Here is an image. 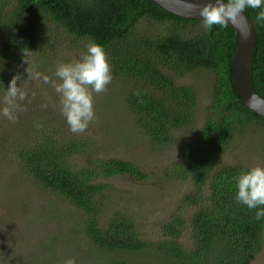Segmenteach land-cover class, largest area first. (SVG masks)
Instances as JSON below:
<instances>
[{
	"label": "trees",
	"instance_id": "1",
	"mask_svg": "<svg viewBox=\"0 0 264 264\" xmlns=\"http://www.w3.org/2000/svg\"><path fill=\"white\" fill-rule=\"evenodd\" d=\"M0 0V15L4 4ZM14 9L0 18V57L33 51L38 43L37 18L43 15L77 38L101 44L113 62V72L123 83L132 82L126 103L135 124L153 143L174 142L173 130L190 127L196 117L197 97L190 86H178L175 76L198 69L214 74L212 103L195 140L179 145L182 162L175 173L191 176L196 192L186 202L197 207L190 220L191 244L179 243L185 220L179 215L165 226L166 238L157 242L141 239L136 223L123 213L105 222L104 202L99 194L106 185L100 177L131 175L142 180L145 172L126 160L92 158L82 167L70 156L87 144L59 145L49 136L29 150L17 152L22 169L58 198L79 211L86 240L95 249L91 264H250L263 250L264 218L235 199L232 178L246 166L219 165L228 140L264 118L244 107L233 79L235 31L230 26L201 27L202 20L169 13L149 0H6ZM259 9H245L257 30L253 81L264 98V21ZM144 20L172 22L176 31L166 37L137 31ZM23 59V56L19 58ZM5 74L0 72V87ZM139 84V85H138ZM207 187L208 192H204ZM47 192V191H46ZM111 206L113 204H110Z\"/></svg>",
	"mask_w": 264,
	"mask_h": 264
},
{
	"label": "rangeland",
	"instance_id": "2",
	"mask_svg": "<svg viewBox=\"0 0 264 264\" xmlns=\"http://www.w3.org/2000/svg\"><path fill=\"white\" fill-rule=\"evenodd\" d=\"M7 2H1L4 4L1 19L14 9L15 4L5 5ZM36 22L39 37L31 61L37 65V71L59 83L54 75L57 65L78 58L86 51L88 41L70 35L46 15L38 17ZM176 28L172 22L144 20L137 31L166 37ZM21 56L23 53H14L9 58L0 57L5 74L0 97L17 73L21 74L18 86L28 93V99L22 102L27 111L17 113L16 123L0 117V264H63L68 258H75L77 264H91L95 249L86 240L77 208L64 198L50 194V190L22 169L17 152L27 147L29 150L47 136V140L55 138L59 145L72 142L87 144L83 152L70 156L74 165H88L92 158L120 159L137 165L145 172L146 177L142 180L131 175L95 180L106 185L99 194L105 203V222L115 212L123 213L134 220L141 239L157 242L166 238L165 226L179 215L185 220L179 243L189 246L190 220L197 207L189 205L185 197L196 192L197 188L191 176L180 179L175 174L177 165L182 162L179 145L195 140L207 119L214 74L198 69L175 76L178 86H190L195 91L196 117L190 127L173 130V143L159 145L135 124L126 103L127 94L134 85L132 82L123 83L113 69L108 91L95 96L96 122L83 134L74 135L61 114L60 98L53 84L28 79L25 72L28 65L19 59ZM109 60L112 68L110 57ZM219 165L264 166V125L252 123L234 134L227 142ZM204 192H208L207 187ZM141 256L143 261L152 263L148 257ZM250 264H264V245L262 252Z\"/></svg>",
	"mask_w": 264,
	"mask_h": 264
},
{
	"label": "clouds",
	"instance_id": "3",
	"mask_svg": "<svg viewBox=\"0 0 264 264\" xmlns=\"http://www.w3.org/2000/svg\"><path fill=\"white\" fill-rule=\"evenodd\" d=\"M193 5L189 0L188 7ZM245 9H259L256 15L258 22L264 21V0H207L199 7L202 17L201 27L211 30L213 26L227 27L229 22L235 24ZM33 52L23 50V62L28 66L25 69L27 78L42 80L44 84L52 83L60 98V111L65 117L69 130L74 135L87 131L89 126L96 122L95 96L108 91L111 84L112 68L105 48L89 39L86 51L78 58L57 65L54 75L60 81H51L48 75L37 71V65L31 61ZM4 71L3 59L0 58V72ZM21 74L13 75L7 90L0 97V117L7 118L12 123L18 120V112H25L27 108L22 102L28 99L27 91L18 86ZM34 95V93H33ZM252 99V98H250ZM46 108L47 105H42ZM40 127L41 125H36ZM237 188L235 199L255 212V219L264 218V166L255 165L241 170L232 178ZM63 264H77L75 258H68Z\"/></svg>",
	"mask_w": 264,
	"mask_h": 264
},
{
	"label": "water",
	"instance_id": "4",
	"mask_svg": "<svg viewBox=\"0 0 264 264\" xmlns=\"http://www.w3.org/2000/svg\"><path fill=\"white\" fill-rule=\"evenodd\" d=\"M161 9L176 16L202 20L199 7L207 0H149ZM235 31V49L233 55V79L241 104L264 118V98L258 94L253 81L254 59L257 45V30L253 21L242 13L240 19L229 24ZM252 98V99H250Z\"/></svg>",
	"mask_w": 264,
	"mask_h": 264
}]
</instances>
